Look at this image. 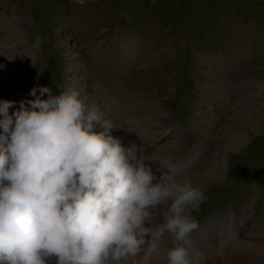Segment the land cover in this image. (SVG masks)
<instances>
[{"label":"rangeland","instance_id":"374dc122","mask_svg":"<svg viewBox=\"0 0 264 264\" xmlns=\"http://www.w3.org/2000/svg\"><path fill=\"white\" fill-rule=\"evenodd\" d=\"M41 85L96 105L95 132L108 123L130 144L141 131L147 156L204 192L191 244L234 217L238 244L264 257V0H0V100L18 107ZM254 256L222 264H264Z\"/></svg>","mask_w":264,"mask_h":264},{"label":"clouds","instance_id":"9594fccd","mask_svg":"<svg viewBox=\"0 0 264 264\" xmlns=\"http://www.w3.org/2000/svg\"><path fill=\"white\" fill-rule=\"evenodd\" d=\"M28 95L0 100V264H152L166 237L167 264H189L204 192L108 123L93 131L98 108L77 91Z\"/></svg>","mask_w":264,"mask_h":264},{"label":"bare ground","instance_id":"6f19581e","mask_svg":"<svg viewBox=\"0 0 264 264\" xmlns=\"http://www.w3.org/2000/svg\"><path fill=\"white\" fill-rule=\"evenodd\" d=\"M250 104L251 103H249V105ZM246 121L248 122V120H246ZM253 123H254V126L256 127L257 130L260 129L259 128L260 125H263V124H261L262 123V119L261 118L253 119L252 122H251V125H253ZM141 129L142 128H140V130ZM104 130H105L104 126H102V127L99 128L98 132H103ZM109 130L111 131V134H113L114 132L115 133L118 132L120 129L117 128V127H112ZM137 131H139V130H136L135 132H137ZM135 132L132 133L133 134V138L136 140L135 143H137L138 145L141 144L146 154L151 155L152 153H154L155 152V148L154 147L142 144L144 141H143V138H142L141 131L139 132L140 134H135ZM124 143H127V142H124ZM220 198H222L223 200L225 199L224 197H220ZM210 202H211V204H210ZM210 202H209V207H211V206L214 207V206H216L218 204L217 200H210ZM223 219L225 221V224H222L221 225V229H219L218 231H216L213 234V237H214V240H212L213 244L209 243V241H199V242L195 241L190 246H188V248H187V251H188L187 258L189 260V264H193V263L194 264H200L202 261H203V264H212V263H214V264H222L225 261L234 262L235 259L238 258L237 256L240 255V253H246V254L251 255V256L255 255L254 257H256L259 261L263 262L264 261V257L263 258L261 257L262 256V251H256V252L254 251L253 252L251 250V248H252L251 247V243H249V242L245 243L244 242V243L238 244V241L240 240L241 235L239 237V235H238L239 233H238L234 237V232H239L240 231V228H238V226H236L234 224L235 218L234 217H229V218L224 217ZM223 225H226V226H223ZM161 247H162V251H163V248L165 247V243H162L160 248ZM218 249H219V251H218ZM167 250H168V248H167ZM158 255H157V252L154 253V260H153L152 264H155L156 258H157L158 262H160L159 264H161V263H165L166 264L167 263L166 256L165 257L162 256V258L160 260V257H158ZM52 264H54V261L52 262ZM127 264H130V261L127 262Z\"/></svg>","mask_w":264,"mask_h":264}]
</instances>
